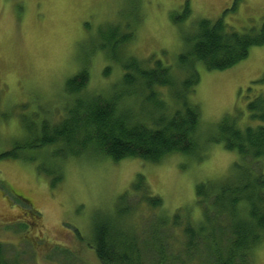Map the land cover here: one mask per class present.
<instances>
[{
    "label": "rangeland",
    "instance_id": "obj_1",
    "mask_svg": "<svg viewBox=\"0 0 264 264\" xmlns=\"http://www.w3.org/2000/svg\"><path fill=\"white\" fill-rule=\"evenodd\" d=\"M186 5L190 14L183 20ZM201 19H222L237 32L253 34L264 20V0H0V245L8 264H100L87 245L94 225L114 216L117 198L137 175L161 198L165 214L186 209L194 221L202 218L196 184L240 178V166L250 161L208 140L225 117L240 127L255 125L247 107L264 95V45L225 71L195 65L199 83L190 99L201 115L195 153L172 154L159 164L89 154L54 162V148L18 149L37 135L31 127L63 117L69 102L65 81L86 61L84 93L105 91L120 78L112 64L104 76L106 60L100 53L91 56L99 28L131 24L136 30L128 54L146 66L160 60L174 69L192 24ZM12 150L23 161L2 156ZM251 165L264 175V159ZM53 176L61 177L54 187ZM138 201L130 197L134 208L124 224L147 238L159 212ZM250 264H264V242Z\"/></svg>",
    "mask_w": 264,
    "mask_h": 264
},
{
    "label": "trees",
    "instance_id": "obj_2",
    "mask_svg": "<svg viewBox=\"0 0 264 264\" xmlns=\"http://www.w3.org/2000/svg\"><path fill=\"white\" fill-rule=\"evenodd\" d=\"M189 14L186 5L181 19ZM135 30L131 24L98 29L91 56L100 53L106 60L104 76L112 64L121 71L120 78L105 91L86 94L90 77L86 61L65 81L69 102L63 117L57 123L43 120L38 128L31 127L37 135L18 149L54 148V162L89 154L112 162L132 158L159 164L172 154L195 153L201 118L199 106L190 99L199 83L195 65L225 71L244 61L252 48L264 45V20L258 32L246 34L229 28L222 19H201L192 24L193 33L185 37L187 49L174 69L160 60L146 66L126 51ZM247 109L254 126L240 127L237 119L225 117L216 136L208 140L250 162L240 166L235 181L195 185L201 220L191 219L186 209L165 214L161 198L151 195L144 177L137 175L117 198L114 216L94 225L87 245L100 264H250L264 242V175L256 174L251 165L264 159V95ZM2 156L22 160L15 150ZM59 180L53 176L51 186ZM130 197L159 212L147 238L124 224L134 208ZM0 264H8L1 245Z\"/></svg>",
    "mask_w": 264,
    "mask_h": 264
}]
</instances>
